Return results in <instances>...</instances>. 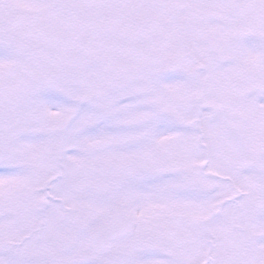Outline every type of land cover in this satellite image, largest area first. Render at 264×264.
<instances>
[{
  "label": "snow or ice",
  "instance_id": "1",
  "mask_svg": "<svg viewBox=\"0 0 264 264\" xmlns=\"http://www.w3.org/2000/svg\"><path fill=\"white\" fill-rule=\"evenodd\" d=\"M0 264H264V0H0Z\"/></svg>",
  "mask_w": 264,
  "mask_h": 264
}]
</instances>
